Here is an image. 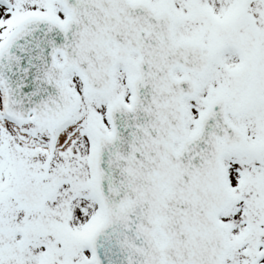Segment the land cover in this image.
<instances>
[{"label": "snow or ice", "instance_id": "obj_1", "mask_svg": "<svg viewBox=\"0 0 264 264\" xmlns=\"http://www.w3.org/2000/svg\"><path fill=\"white\" fill-rule=\"evenodd\" d=\"M0 264H264V0H0Z\"/></svg>", "mask_w": 264, "mask_h": 264}]
</instances>
